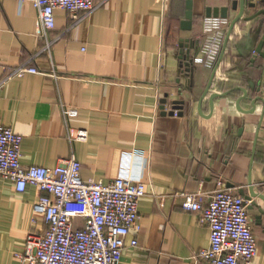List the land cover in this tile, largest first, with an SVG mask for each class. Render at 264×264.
Returning a JSON list of instances; mask_svg holds the SVG:
<instances>
[{
	"label": "crops",
	"instance_id": "obj_1",
	"mask_svg": "<svg viewBox=\"0 0 264 264\" xmlns=\"http://www.w3.org/2000/svg\"><path fill=\"white\" fill-rule=\"evenodd\" d=\"M232 1L94 0L78 21L57 9L48 54L31 2L0 0V80L20 66L55 74L13 76L0 87V125L23 137L21 165L52 168L73 156L83 180L106 185L126 171L145 185L121 264H194L209 228L175 195H210L218 183L252 193L251 264H264V0L234 24L238 9H230L213 68L193 62L206 9ZM162 100L167 109L179 102L182 115L163 114ZM38 196L0 179V264H27L19 257L27 237L46 228L33 210Z\"/></svg>",
	"mask_w": 264,
	"mask_h": 264
},
{
	"label": "built area",
	"instance_id": "obj_2",
	"mask_svg": "<svg viewBox=\"0 0 264 264\" xmlns=\"http://www.w3.org/2000/svg\"><path fill=\"white\" fill-rule=\"evenodd\" d=\"M22 1V0H20ZM37 11V26L45 41L41 52L50 53L53 41L48 31L55 26L54 11L63 9L74 20L94 10V0H29ZM79 16V17H78ZM229 24L228 18L203 17L204 34L200 52L193 62L213 68ZM54 73L34 66H20L2 80L25 74ZM264 99V61L260 88ZM75 116L77 110L66 106L63 111ZM176 115V114H175ZM77 139L86 138L80 130ZM22 136L10 126L0 125V179L13 182L18 193L32 185L39 193L33 206L46 226L42 234L27 237L22 262L27 264H121L126 238L139 229V201L145 196V185L122 171L109 184L83 180L81 164L73 156L52 168L24 167L20 163ZM180 207L197 212L209 228V245L195 255L194 264H251L257 253V240L247 213V202L237 192L223 187L210 195L202 192H178ZM137 241H131L136 246Z\"/></svg>",
	"mask_w": 264,
	"mask_h": 264
},
{
	"label": "water",
	"instance_id": "obj_3",
	"mask_svg": "<svg viewBox=\"0 0 264 264\" xmlns=\"http://www.w3.org/2000/svg\"><path fill=\"white\" fill-rule=\"evenodd\" d=\"M257 6V2L256 0H233L231 3V6L229 7H223V8H207L204 17H224V18H228L229 14H230V9L233 11H236L238 9V14L232 19V23L234 24L236 21H238L239 19L242 18L244 11L246 8H250V9H255ZM187 9L188 11L186 12V19L184 22H182V27H190V20L192 19V13L191 11V2H187ZM229 19V18H228ZM261 47V46H260ZM259 47V49H260ZM257 53V52H256ZM208 91V88L205 90V93ZM161 111L163 114H168L170 116H174L175 114L177 116H181L182 112L179 111L180 106H179V102L175 101L173 102V105L168 106L169 108L167 109V105L165 104V100L161 101ZM239 195H241L243 197V199L245 201H251V196L252 193L250 194L251 196H244L243 191L239 190ZM254 196V194H253ZM252 205V203L250 204ZM250 205H247V209L250 208Z\"/></svg>",
	"mask_w": 264,
	"mask_h": 264
}]
</instances>
